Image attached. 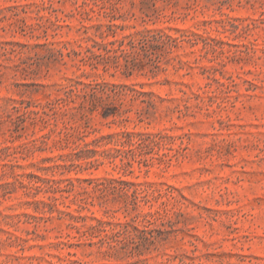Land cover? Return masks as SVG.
<instances>
[{
	"label": "rangeland",
	"instance_id": "rangeland-1",
	"mask_svg": "<svg viewBox=\"0 0 264 264\" xmlns=\"http://www.w3.org/2000/svg\"><path fill=\"white\" fill-rule=\"evenodd\" d=\"M0 264H264V0H0Z\"/></svg>",
	"mask_w": 264,
	"mask_h": 264
}]
</instances>
